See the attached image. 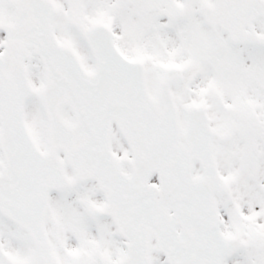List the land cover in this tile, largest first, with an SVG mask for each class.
<instances>
[{"label": "snow or ice", "instance_id": "6c2138e0", "mask_svg": "<svg viewBox=\"0 0 264 264\" xmlns=\"http://www.w3.org/2000/svg\"><path fill=\"white\" fill-rule=\"evenodd\" d=\"M0 264H264V0H0Z\"/></svg>", "mask_w": 264, "mask_h": 264}]
</instances>
